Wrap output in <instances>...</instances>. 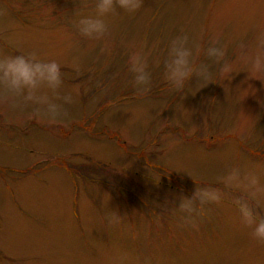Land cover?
Instances as JSON below:
<instances>
[{
	"label": "rangeland",
	"instance_id": "obj_1",
	"mask_svg": "<svg viewBox=\"0 0 264 264\" xmlns=\"http://www.w3.org/2000/svg\"><path fill=\"white\" fill-rule=\"evenodd\" d=\"M95 2L0 0V55L35 50L56 60L61 94L74 99L54 124L0 103V264H114L121 253L127 264H264V244L234 208L214 206L195 231L172 203L196 182L219 186L232 167L264 183V82L248 79L237 58L264 28V0H144L136 13L106 17L110 35L90 42L74 12L94 15ZM182 34L200 45L194 56L212 79L177 92L163 64ZM215 37L228 45L229 78L204 55ZM137 51L152 75L146 96L127 72ZM112 212L122 220L109 226Z\"/></svg>",
	"mask_w": 264,
	"mask_h": 264
},
{
	"label": "clouds",
	"instance_id": "obj_2",
	"mask_svg": "<svg viewBox=\"0 0 264 264\" xmlns=\"http://www.w3.org/2000/svg\"><path fill=\"white\" fill-rule=\"evenodd\" d=\"M143 6L144 0H96L94 15H84L76 8L74 14L79 16V19L75 27L79 37L84 40H106L110 35L106 17L117 14L118 9L130 14L136 13ZM5 14L0 11V16ZM254 42V49L241 42L238 45L237 58L245 66L248 79L264 82V28L256 31ZM167 48L163 78L172 90L182 92L193 78H196L197 83L211 81L210 66L198 62L194 56L193 49L196 55H199L200 45L193 43L190 46L187 34L170 39ZM203 51L204 55L218 66L222 78L231 77L234 64L227 59V44H222L219 37H215ZM69 67L77 77L82 74L79 57H74ZM127 72L132 77L136 95L146 96L151 92L152 75L147 57L142 51L129 56ZM64 75L60 63L54 59H41L35 50L27 54L0 55V103L9 104L13 108L31 107L34 113L45 116L49 123L54 124L67 116L64 105L74 102L71 93L61 94ZM218 185L201 186L196 182L190 196L181 193L178 202L172 201L175 206L173 211L178 209L183 214V225L199 231L201 221L214 206L227 205L236 210L241 227L249 230L250 237L264 244V212L261 211L264 205V183L259 175L251 170L232 167L218 178ZM121 220L119 215L112 212L108 224L113 226ZM127 262V253H121L114 264ZM144 264H150V261L146 260Z\"/></svg>",
	"mask_w": 264,
	"mask_h": 264
},
{
	"label": "trees",
	"instance_id": "obj_3",
	"mask_svg": "<svg viewBox=\"0 0 264 264\" xmlns=\"http://www.w3.org/2000/svg\"><path fill=\"white\" fill-rule=\"evenodd\" d=\"M81 170V174H82V171H83V169H80ZM94 173H92L91 175H93Z\"/></svg>",
	"mask_w": 264,
	"mask_h": 264
}]
</instances>
